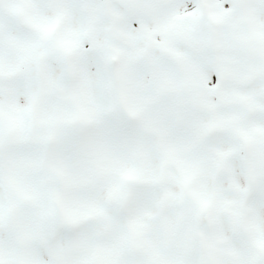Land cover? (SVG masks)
Here are the masks:
<instances>
[{
	"label": "snow or ice",
	"instance_id": "6c2138e0",
	"mask_svg": "<svg viewBox=\"0 0 264 264\" xmlns=\"http://www.w3.org/2000/svg\"><path fill=\"white\" fill-rule=\"evenodd\" d=\"M0 264H264V0H0Z\"/></svg>",
	"mask_w": 264,
	"mask_h": 264
}]
</instances>
